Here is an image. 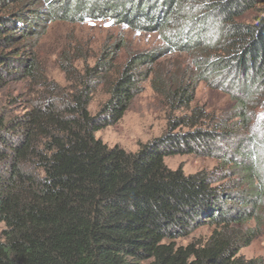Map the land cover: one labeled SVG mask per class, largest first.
I'll list each match as a JSON object with an SVG mask.
<instances>
[{"label":"trees","instance_id":"1","mask_svg":"<svg viewBox=\"0 0 264 264\" xmlns=\"http://www.w3.org/2000/svg\"><path fill=\"white\" fill-rule=\"evenodd\" d=\"M263 4L0 0V93L36 79L40 42L55 23L108 21L159 34L167 55L182 52L195 68L194 77L184 71L163 81L153 64L165 51L157 50L128 56L107 79L120 51L114 44L64 98L21 116L0 114V264H262L238 253L264 235ZM100 82L108 99L92 116ZM146 83L170 113L182 114H170L165 133L135 153L96 139ZM197 83L228 95L237 106L232 124L213 127L202 108H190ZM205 151L216 161L210 172L186 175L164 164ZM201 228L209 235L194 239Z\"/></svg>","mask_w":264,"mask_h":264},{"label":"rangeland","instance_id":"2","mask_svg":"<svg viewBox=\"0 0 264 264\" xmlns=\"http://www.w3.org/2000/svg\"><path fill=\"white\" fill-rule=\"evenodd\" d=\"M259 8L263 10L264 4ZM259 12L250 14L246 20H241V22H250L253 17L260 14ZM114 44H117L120 51L115 55L116 61L113 63L115 69L113 72L106 73L107 79L114 76L128 56L157 50L165 51L167 48L166 41L159 34L134 33L124 27L114 26L108 21H87L77 24L55 23L49 27L46 36L40 42L39 69L36 79L26 84L12 85L2 91L0 93V114L8 118L21 116L33 107H42L58 98H64L83 80L85 70L94 66L103 49ZM167 54L165 51V57L156 59L153 64L154 71L160 73L163 81L167 80L169 75H173L178 81L184 75V71L191 77L195 76V68L188 55L182 52ZM223 81L222 78L219 84ZM94 86H96L95 92L88 106V111L92 116L108 99L107 88L103 82ZM195 107L202 108L209 114L213 127L220 123L232 124V113L237 111V106L220 88H210L203 83H197L195 86V97L190 108ZM170 114L180 116L182 112L170 113L162 99L146 83L122 120L113 127L97 132L95 138L108 147L118 146L127 153H135L140 145L151 142L165 133L166 119ZM257 119L259 118L256 117L254 131L260 129L259 124H256ZM220 135L226 137L224 133ZM230 139L233 142L238 138ZM225 144L226 141H222V145L225 146ZM211 156L205 151L199 156L184 155L165 158L164 164L171 170L181 168L186 175L201 170L210 172L216 165L214 157ZM210 231L208 228H201L193 234V238L203 240ZM187 242L188 240L181 241L178 244ZM238 256L245 260H260L264 264V235L258 237L249 246L242 248Z\"/></svg>","mask_w":264,"mask_h":264}]
</instances>
